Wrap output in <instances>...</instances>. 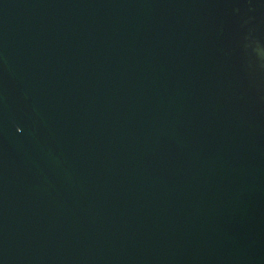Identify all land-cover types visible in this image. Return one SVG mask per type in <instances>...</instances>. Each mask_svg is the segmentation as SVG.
Wrapping results in <instances>:
<instances>
[{"label": "water", "instance_id": "1", "mask_svg": "<svg viewBox=\"0 0 264 264\" xmlns=\"http://www.w3.org/2000/svg\"><path fill=\"white\" fill-rule=\"evenodd\" d=\"M0 264H264V0H0Z\"/></svg>", "mask_w": 264, "mask_h": 264}]
</instances>
